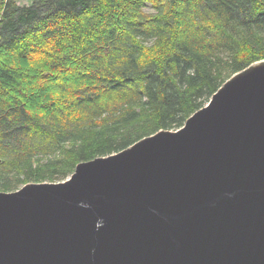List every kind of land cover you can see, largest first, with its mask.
Instances as JSON below:
<instances>
[{
    "label": "trees",
    "instance_id": "obj_1",
    "mask_svg": "<svg viewBox=\"0 0 264 264\" xmlns=\"http://www.w3.org/2000/svg\"><path fill=\"white\" fill-rule=\"evenodd\" d=\"M262 59L264 0H0V191L181 127Z\"/></svg>",
    "mask_w": 264,
    "mask_h": 264
},
{
    "label": "water",
    "instance_id": "obj_2",
    "mask_svg": "<svg viewBox=\"0 0 264 264\" xmlns=\"http://www.w3.org/2000/svg\"><path fill=\"white\" fill-rule=\"evenodd\" d=\"M0 264H264V59L181 127L0 191Z\"/></svg>",
    "mask_w": 264,
    "mask_h": 264
},
{
    "label": "rangeland",
    "instance_id": "obj_3",
    "mask_svg": "<svg viewBox=\"0 0 264 264\" xmlns=\"http://www.w3.org/2000/svg\"><path fill=\"white\" fill-rule=\"evenodd\" d=\"M16 2L19 3V4H29V3L31 2V0H16ZM143 10H144L145 12H148V13L154 11L153 8L150 6L149 3H147V4L145 5V7L143 8Z\"/></svg>",
    "mask_w": 264,
    "mask_h": 264
}]
</instances>
